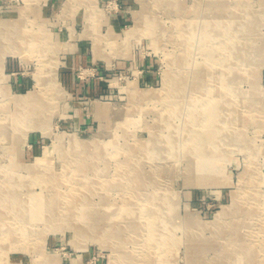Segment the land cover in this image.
Instances as JSON below:
<instances>
[{
  "label": "rangeland",
  "instance_id": "obj_1",
  "mask_svg": "<svg viewBox=\"0 0 264 264\" xmlns=\"http://www.w3.org/2000/svg\"><path fill=\"white\" fill-rule=\"evenodd\" d=\"M207 1L0 0L2 32L6 26L16 25L27 34V38L31 34L37 38L34 48L28 46V41L26 47H22L21 41L15 37L12 41H4L6 33H2L0 39V115L8 119L4 120V129L0 130V182L3 185L8 182L24 184L17 190V195H13L18 198L15 204L21 206L29 200L32 191L42 192L41 185L34 184L37 175L48 170L62 173L65 169L69 160L55 151L43 161V167L38 171L30 174L28 170L38 159L44 158L48 149L53 148L57 137H60V151L68 152L75 148L72 136L91 139L98 135L88 149L93 150L99 145L96 155L105 157V161L98 165L107 169L106 176L112 177L121 170L122 173L127 172V166H119L127 156L122 150L115 154L113 138L120 147L135 141L146 143L150 138L149 126L155 127L161 121L160 114L171 91L165 85L169 74L170 77L190 80L187 87L182 85L185 87L181 97L185 109L172 119L181 130L180 142L164 144L170 156L176 154V160L184 154L185 150L179 143H184L188 135L182 130L191 117L192 111L188 106H192L191 97L205 84L193 83L195 79L191 77L197 73L195 64L206 62L205 50L209 41L200 34L197 36L199 39L192 42L195 46H189L186 41H191V37L185 30L180 34L175 21L182 18L189 21L193 17L199 21L202 12L212 19V11L207 13V8H203ZM246 1L251 9L261 8V0ZM157 2L161 3L159 7ZM195 7H199L198 11ZM143 12L161 23L162 37L159 40L154 38L152 41L146 34L145 29H149V25L139 28L138 19ZM129 32L133 34L129 36ZM20 47L25 50L18 52ZM188 51L192 53L190 59ZM237 59H234L236 66H242L243 62ZM248 65L238 69L244 77L239 86L249 95L258 94L264 103V60L254 64L253 69L251 61ZM39 74L47 79L56 76L62 93L56 95L55 90L42 92V99L54 102L45 115L23 114L18 100L39 90ZM43 84L50 85L47 82ZM130 84L136 85L142 98L146 97L138 105L136 98L134 100L127 90ZM242 103L236 106L243 111L242 117L236 121L244 130L243 141L252 145L254 151L248 150L245 143L214 151V166H204L200 177L203 180L199 182L191 180L184 162L173 163L175 169L169 182V193L175 204L172 219L176 224L173 231L178 242L169 248L153 249L159 263L191 264L190 254L194 253V258L200 259L195 252L201 248H204L208 259H214L217 253L222 252V247V255L226 257L235 252V247L225 239H219L220 230L224 226L229 227L228 223L237 219L241 210L247 207L254 206L259 213H264V113L257 112L254 118L251 111L257 106L252 102L251 105ZM112 114L116 115L112 117ZM43 127H49L50 133L44 134ZM90 154L88 152L82 160H94ZM67 158L72 157L68 154ZM72 161L77 163L80 159L74 156ZM5 194L6 190L0 193V213L7 214L5 206H9L10 201H4ZM241 195L242 200L239 199ZM102 197L109 202H122L117 190H103L93 199L100 202ZM223 210L226 213L221 214ZM16 222L11 218H0V246L3 247L0 264H35L38 252L43 250L55 254L59 264H118V248L111 241L105 244L103 231L94 230L93 224L87 226L78 221L71 223L73 228L67 225L56 229L51 224L40 223L30 228L32 232L28 235L22 232L3 234L2 230L20 229ZM249 222V219L244 222L242 219L236 224L240 225V237L254 243L258 235L248 226ZM260 239L264 241V236ZM193 240L194 246L191 245ZM24 245L33 248L28 250ZM129 247L139 251L133 245Z\"/></svg>",
  "mask_w": 264,
  "mask_h": 264
},
{
  "label": "bare ground",
  "instance_id": "obj_2",
  "mask_svg": "<svg viewBox=\"0 0 264 264\" xmlns=\"http://www.w3.org/2000/svg\"><path fill=\"white\" fill-rule=\"evenodd\" d=\"M160 5L161 3L157 2V6ZM205 7L207 13L209 10L212 11V19L202 12V18L199 21L194 17L189 21L183 18L175 21V26L177 30H180V34L185 30L191 37V41L185 40L189 46H195L192 42L197 41L199 39L197 36L200 34L201 36L205 35L204 40L209 41L208 44L206 43L208 48L205 50L206 62H197L195 64L197 73L195 78L191 77V79H195L193 83L205 84L203 88L197 90L195 96L191 97L193 98L192 106H188L192 111L191 117L189 116L190 120L186 124L187 126L182 129L185 135L186 133L188 135H186L187 139L184 143H179L180 148L185 150L184 154L176 160V154L170 156L171 153L164 148V144L176 145L180 139L179 132L181 130L173 124L172 119L182 109H185L181 97L184 88L190 85V80L179 76L170 77L169 74L165 85L167 84L166 86L171 91L165 99L166 105L160 114L161 121L155 127L149 126L150 138L146 140V143L135 141L120 147L117 140L113 138L112 145L115 154L122 150L127 156L124 161L119 162L120 167L127 166V172L122 173L121 170V173L117 172L112 177L106 176L107 169L98 165L103 160L105 161V157L96 155L100 149L99 145H96L93 150L88 149L90 148L89 144L95 143L98 135L91 139H78L72 136L75 148L69 149L68 152L60 151V137H57L53 148L46 151L44 158L38 159L28 169L30 174L33 173L31 171H38L43 167V161H46L55 151H59L65 159L69 160L62 173L48 170V172L36 176L34 184L41 185L42 192L32 191L29 194L30 199L25 200L19 206L14 203L18 198L13 195H17V190L24 184L8 182L3 185V182H0V193L6 190L4 201H10L9 206H5L8 216L6 213H0V218H11L20 225L18 230H2L3 234L14 235V233L22 232V234L28 235L32 232L30 228L40 223L51 224V227L56 229L67 225L73 228L71 223L81 221L87 226L93 224L94 230L101 229L105 237V244L107 241H111L112 245L118 248V264H161L155 260L158 256L153 249L169 248L178 242L173 231L176 224L172 219L175 204L171 193H169V182L175 169L173 163L184 162L191 180L202 181L203 179L200 177L203 175L204 166L206 164L214 166V151H224L226 147L245 143L243 141L244 130L236 121L242 117L243 111H240L236 106L239 107L243 104L242 102L248 105L254 103L257 107L251 109L252 111L248 110V112L251 111L254 118L256 117L255 113H264V103L260 101L258 94L249 95L239 86L244 77L238 70L244 65L249 66L250 61L253 69L254 64L258 65L260 61L264 60V0H261L259 10L251 9L246 0H208L203 8ZM194 9L198 11L199 7ZM138 20L139 28L145 24L149 25V29L146 28L145 32L152 41L154 38L159 40L162 37L161 23L152 19L149 14L140 13ZM3 31L0 28V39L2 33H6L7 38L4 39L6 42L12 41L15 37L21 41L22 47H26L27 41L28 46L33 48L36 46V36L31 34L27 38V34L22 33L16 25L6 26ZM131 34L133 33L129 32V36ZM189 46L186 45L187 48ZM22 47L18 52L25 50ZM190 54L192 53L188 51L189 59ZM227 58L228 63L226 62ZM236 58L239 62H243L242 66H236L237 64L234 62ZM37 82L39 90L21 96L18 103L20 108H23V114L31 113L38 117L40 114L45 115L46 112H50L49 108L54 103L50 99H42V92L55 90L56 95H61L62 89L57 77H53V75L47 79L43 74H39ZM45 82L50 85L43 84ZM183 84L186 85L182 88ZM127 90L134 100L136 98L137 105L146 98L139 95L140 90L134 84H130ZM200 96L204 101L201 102ZM53 97L56 99L57 96L53 94ZM199 99L200 101H198ZM1 115L0 130L2 131L4 123H6L4 120L7 118L1 117ZM115 115L112 114V117ZM19 119L21 120V118ZM42 130L46 135L50 133L49 127H43ZM23 138L26 139V135ZM244 146L248 150L254 151L253 146L248 142ZM210 147L213 149H209ZM88 152L91 153L89 157L95 159L83 161L82 158L87 156ZM68 154L72 158H67ZM74 156L78 157L80 161L77 163L72 161ZM209 156L210 158L207 159ZM196 158L199 160H195ZM147 167H149V171ZM207 179L209 178L207 177ZM103 190H117L122 196V202L120 204L109 202L104 197L100 202H95L96 200L94 201L93 198ZM239 199L242 200V195ZM257 210L254 206L242 209L237 219L234 218L232 222L228 223L229 227L227 225L220 230L219 239L228 241L231 246L235 247V252L232 251L224 257L222 255L223 248L220 247L222 252L217 253L214 259H208L204 248H201L195 252L200 255V259H195L194 253L191 252L193 254H190L191 264H264V241L260 239L264 236V213H259L260 211ZM223 211L221 214L226 213ZM242 219L243 222L249 219L248 226L255 229L258 239L254 243L251 239L240 237L238 228L240 225L237 226L236 221L241 222ZM227 229L230 232H227ZM194 244L195 241L191 245L194 246ZM129 245L139 248V251L130 250ZM24 246L28 250L33 248L29 245ZM2 248L0 246V250ZM32 252L34 253V251ZM34 263L59 264L60 261L55 254H49L43 250L38 252Z\"/></svg>",
  "mask_w": 264,
  "mask_h": 264
}]
</instances>
